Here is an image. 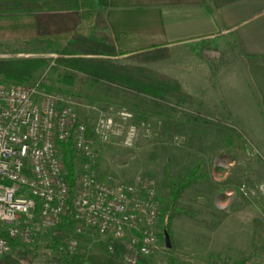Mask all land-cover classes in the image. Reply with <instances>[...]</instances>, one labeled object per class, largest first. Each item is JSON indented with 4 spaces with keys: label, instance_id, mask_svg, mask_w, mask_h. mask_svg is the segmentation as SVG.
Masks as SVG:
<instances>
[{
    "label": "rangeland",
    "instance_id": "rangeland-1",
    "mask_svg": "<svg viewBox=\"0 0 264 264\" xmlns=\"http://www.w3.org/2000/svg\"><path fill=\"white\" fill-rule=\"evenodd\" d=\"M226 45L224 41L190 43L175 47L168 59L149 64L178 77L191 98L190 103L179 105L171 99L164 109L157 110L109 93L101 83L59 67L49 48L2 42L0 59L43 57L49 64L23 84L8 82L0 75L1 85L61 95L88 128L101 178L111 176L125 182L139 178L154 187L159 201L158 250L136 264H256L254 258L264 260V194L259 191L264 187V148L246 143L243 135L257 127L240 118L232 124L234 119L225 115L217 99L224 95L221 86L211 79L219 63L233 58V47ZM121 111L132 114L126 126L137 131L130 147L124 145V132L110 134L105 141L94 134L99 118H115ZM78 164L75 155L74 165ZM188 180H192L189 188L172 201L176 190ZM218 226L222 227L219 236L215 232ZM83 232L73 253L81 257L82 264H126L119 249L108 251L107 238L86 229ZM53 233H42L32 246L21 245L9 256L31 250L21 258V264H57L54 259L59 252L70 255L64 246L74 236V228L66 225L57 235L56 252L49 249Z\"/></svg>",
    "mask_w": 264,
    "mask_h": 264
},
{
    "label": "built area",
    "instance_id": "built-area-1",
    "mask_svg": "<svg viewBox=\"0 0 264 264\" xmlns=\"http://www.w3.org/2000/svg\"><path fill=\"white\" fill-rule=\"evenodd\" d=\"M132 117L126 111L101 117L94 134L105 141L124 132V145L130 147L137 134L134 126H126ZM62 143H69L79 159L72 187L59 153ZM96 164L88 128L67 100L37 88L0 84V232L9 240L32 246L42 233L71 221L74 236L64 246L66 254L76 251L84 229L107 238L108 251L119 249L126 264L157 251L154 187L139 178H101ZM259 191L264 194V187ZM8 239L0 236V259L12 251Z\"/></svg>",
    "mask_w": 264,
    "mask_h": 264
},
{
    "label": "trees",
    "instance_id": "trees-1",
    "mask_svg": "<svg viewBox=\"0 0 264 264\" xmlns=\"http://www.w3.org/2000/svg\"><path fill=\"white\" fill-rule=\"evenodd\" d=\"M105 28L95 0H0V53L2 42L49 48L57 56L55 64L87 77L93 83H101L109 93L144 102L157 110L164 109L171 99L178 105L190 103V96L176 79L149 67V64L168 59V48L158 46L119 54ZM48 64L49 60L43 57L0 59V75L8 82L23 84ZM59 153L68 184L72 187L75 154L69 143H62ZM191 182L188 180L176 190L172 201H176ZM66 225L74 224L68 221L57 226L51 237V251L56 252L57 235ZM0 236L8 239L4 233L0 232ZM8 241L12 250L22 247L17 241ZM30 252L7 255L0 264H21V258H26ZM54 261L57 264H82L80 256H66L60 252Z\"/></svg>",
    "mask_w": 264,
    "mask_h": 264
},
{
    "label": "crops",
    "instance_id": "crops-1",
    "mask_svg": "<svg viewBox=\"0 0 264 264\" xmlns=\"http://www.w3.org/2000/svg\"><path fill=\"white\" fill-rule=\"evenodd\" d=\"M95 1L119 54L158 46L171 53L178 46L216 41L233 47V58L219 63L211 76L224 94L217 99L232 124L240 118L257 127L243 135L246 143L264 148V0ZM253 261L264 264L263 259Z\"/></svg>",
    "mask_w": 264,
    "mask_h": 264
},
{
    "label": "water",
    "instance_id": "water-1",
    "mask_svg": "<svg viewBox=\"0 0 264 264\" xmlns=\"http://www.w3.org/2000/svg\"><path fill=\"white\" fill-rule=\"evenodd\" d=\"M164 241H165L166 247L169 249L171 247V245H170L169 236L166 232L164 233Z\"/></svg>",
    "mask_w": 264,
    "mask_h": 264
}]
</instances>
